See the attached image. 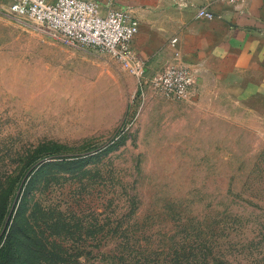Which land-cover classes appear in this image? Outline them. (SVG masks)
Wrapping results in <instances>:
<instances>
[{
  "label": "rangeland",
  "instance_id": "374dc122",
  "mask_svg": "<svg viewBox=\"0 0 264 264\" xmlns=\"http://www.w3.org/2000/svg\"><path fill=\"white\" fill-rule=\"evenodd\" d=\"M12 1L0 0V236L27 194L21 220L73 264H264V70L195 74L186 100H143L110 56L47 38ZM95 1L131 11L150 62L184 66L171 31L193 0Z\"/></svg>",
  "mask_w": 264,
  "mask_h": 264
},
{
  "label": "built area",
  "instance_id": "2783aa9c",
  "mask_svg": "<svg viewBox=\"0 0 264 264\" xmlns=\"http://www.w3.org/2000/svg\"><path fill=\"white\" fill-rule=\"evenodd\" d=\"M244 0H211L193 5L196 17L211 19L214 3L236 7ZM10 14L32 19L47 38L69 47L86 48L110 56L137 84V98L159 97L183 101L190 96L195 73L189 67L167 65L151 69L132 42L140 24L126 8L101 5L95 0H13ZM177 38L172 39L174 45Z\"/></svg>",
  "mask_w": 264,
  "mask_h": 264
},
{
  "label": "crops",
  "instance_id": "0c3cea01",
  "mask_svg": "<svg viewBox=\"0 0 264 264\" xmlns=\"http://www.w3.org/2000/svg\"><path fill=\"white\" fill-rule=\"evenodd\" d=\"M208 1L193 0L192 4ZM210 9L213 17L209 20L197 18L195 9L193 15L177 16L183 18L177 20L171 34L178 39L173 49L181 55V64L197 77L214 70L228 73L264 70V0H244L236 7L214 3ZM142 37V34L137 39L135 36L132 45L146 57L152 47ZM157 64L149 61L151 68H160Z\"/></svg>",
  "mask_w": 264,
  "mask_h": 264
},
{
  "label": "trees",
  "instance_id": "16d2710c",
  "mask_svg": "<svg viewBox=\"0 0 264 264\" xmlns=\"http://www.w3.org/2000/svg\"><path fill=\"white\" fill-rule=\"evenodd\" d=\"M30 196L21 200L6 235L0 236V264H73L64 258L67 248L63 245L36 241L32 224L21 220L28 210ZM7 204L0 205V230L7 214ZM12 217L10 215L9 219ZM7 225V224H6ZM6 228V227H5ZM5 231V229H4ZM78 264H84L78 262Z\"/></svg>",
  "mask_w": 264,
  "mask_h": 264
}]
</instances>
